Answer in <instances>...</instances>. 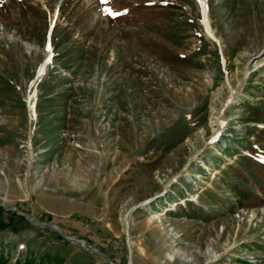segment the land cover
Instances as JSON below:
<instances>
[{"label":"rangeland","instance_id":"374dc122","mask_svg":"<svg viewBox=\"0 0 264 264\" xmlns=\"http://www.w3.org/2000/svg\"><path fill=\"white\" fill-rule=\"evenodd\" d=\"M205 3L0 0L7 264H264V0Z\"/></svg>","mask_w":264,"mask_h":264},{"label":"bare ground","instance_id":"6f19581e","mask_svg":"<svg viewBox=\"0 0 264 264\" xmlns=\"http://www.w3.org/2000/svg\"><path fill=\"white\" fill-rule=\"evenodd\" d=\"M199 4V9L201 11V14L203 15V26L205 27V31L206 34L209 37H212V32L210 31V24H209V19L207 17V13H206V3L205 0H196ZM48 48H46V52L49 54L46 57L45 62L43 63L41 70H40V75L43 74L47 67H48V62L50 59V53H49V44L47 45ZM250 73V70H246L243 72V78L238 81L237 85L235 86V88H232L231 85V81H230V76L226 75V78L224 79L223 85L227 90V95L225 96V98L223 100H219V98H217V96H215L213 103H218L219 105V109L214 111V116L211 119L210 122V128H211V139L207 140L205 142L204 145H206V147L211 146L212 144H215L216 141L220 140V137L222 136V133L224 131V129L226 128V121L224 119V115L222 114L225 110V106L227 104H230L239 94V92L241 91L243 85H244V80H246L245 78L247 77V75ZM206 84H211V78L207 77L206 78ZM198 152L195 151L192 155V157L194 158ZM191 157V158H192ZM124 224H125V220H124ZM59 231V230H58ZM85 247V246H84ZM87 248V247H85Z\"/></svg>","mask_w":264,"mask_h":264},{"label":"snow or ice","instance_id":"6c2138e0","mask_svg":"<svg viewBox=\"0 0 264 264\" xmlns=\"http://www.w3.org/2000/svg\"><path fill=\"white\" fill-rule=\"evenodd\" d=\"M101 3L107 5L109 3V0H101ZM102 11L104 15L111 16L112 18H115L118 15H121V13L115 12L109 7L103 8Z\"/></svg>","mask_w":264,"mask_h":264},{"label":"water","instance_id":"95a60500","mask_svg":"<svg viewBox=\"0 0 264 264\" xmlns=\"http://www.w3.org/2000/svg\"><path fill=\"white\" fill-rule=\"evenodd\" d=\"M263 55H264V52L261 54V56H263ZM159 198H160V196H159ZM156 199H158V196H154L153 198L149 199L147 202L142 203L138 207H144V206L148 205L150 202H152L153 200H156ZM103 257L107 260V258L105 256H103Z\"/></svg>","mask_w":264,"mask_h":264},{"label":"trees","instance_id":"16d2710c","mask_svg":"<svg viewBox=\"0 0 264 264\" xmlns=\"http://www.w3.org/2000/svg\"><path fill=\"white\" fill-rule=\"evenodd\" d=\"M7 260L3 257V255H0V264H7V262H6ZM15 264H20V262H15ZM24 264H30V262L29 261H27L26 263H24Z\"/></svg>","mask_w":264,"mask_h":264}]
</instances>
